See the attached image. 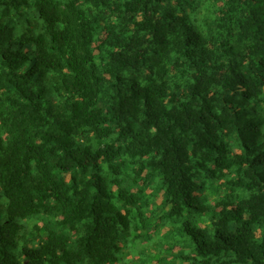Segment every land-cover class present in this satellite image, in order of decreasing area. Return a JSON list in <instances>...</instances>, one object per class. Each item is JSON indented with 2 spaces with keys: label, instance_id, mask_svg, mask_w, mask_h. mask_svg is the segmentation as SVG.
I'll use <instances>...</instances> for the list:
<instances>
[{
  "label": "trees",
  "instance_id": "16d2710c",
  "mask_svg": "<svg viewBox=\"0 0 264 264\" xmlns=\"http://www.w3.org/2000/svg\"><path fill=\"white\" fill-rule=\"evenodd\" d=\"M0 264H264V0H0Z\"/></svg>",
  "mask_w": 264,
  "mask_h": 264
}]
</instances>
